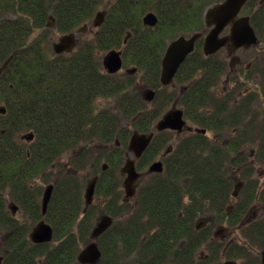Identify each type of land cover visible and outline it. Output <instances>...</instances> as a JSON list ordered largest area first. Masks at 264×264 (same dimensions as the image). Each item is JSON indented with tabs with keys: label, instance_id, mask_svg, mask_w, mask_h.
Instances as JSON below:
<instances>
[{
	"label": "trees",
	"instance_id": "trees-1",
	"mask_svg": "<svg viewBox=\"0 0 264 264\" xmlns=\"http://www.w3.org/2000/svg\"><path fill=\"white\" fill-rule=\"evenodd\" d=\"M103 1L0 0V65L10 57L0 73L1 264H81L77 253L97 222L94 204L84 211V189L93 177L101 213L112 217L95 239L101 252L95 264H211L222 246L206 242L210 226L195 231L207 215L239 228L243 242H231L226 257L260 264L264 212L250 222L243 219L250 207L264 208V182L252 175L264 167V64L260 71L251 65L258 86L245 93L248 76L236 80L248 69L225 76L226 51L206 56L200 39L172 83L162 85L167 42L204 25L202 3L190 7L185 0H110L92 38L59 54L45 44L50 14L54 29L67 33L89 21ZM243 9L262 38L264 7ZM149 11L158 18L152 27L142 21ZM6 12L15 16L6 19ZM114 48L135 74L105 70L101 53ZM137 73L155 91L151 102L131 90ZM108 97L115 98L116 109L99 106L98 100ZM176 97L192 130L155 131V121ZM133 131L154 135L135 161L142 175L125 201L120 167ZM29 133L33 137L27 140L23 136ZM64 155L70 156L56 165ZM157 156L162 170L146 172ZM55 166L43 216L44 188L37 182L49 183ZM42 218L52 226L53 238L32 243L29 231ZM202 247L207 257H197Z\"/></svg>",
	"mask_w": 264,
	"mask_h": 264
},
{
	"label": "water",
	"instance_id": "water-1",
	"mask_svg": "<svg viewBox=\"0 0 264 264\" xmlns=\"http://www.w3.org/2000/svg\"><path fill=\"white\" fill-rule=\"evenodd\" d=\"M247 0H224L218 5L208 7L205 11L204 18L207 26L210 27L206 33L202 50L205 55H211L216 53L222 47H228L231 52L236 51L239 48H249L258 43V38L255 34L253 27L250 24L249 17L247 15L238 16L242 6ZM103 11H98L95 14L94 24L99 26L103 21ZM143 24L148 26H154L157 22V17L153 12L146 13L143 18ZM55 19L52 15L48 17V26H53ZM229 26V32L221 35L223 30ZM202 36L201 32H195L189 36L180 35L175 39L168 42L165 51L161 58L160 69V83L162 85H169L179 68L184 62L186 57L194 50L195 42ZM75 33L70 32L63 34L59 37L58 41L54 42L52 48L55 53H62L71 51L75 46ZM8 60L0 67V73L7 65ZM122 55L121 50L111 49L102 59L103 67L108 73L113 74L118 72L122 67ZM135 69H130L134 71ZM154 96L152 89H146L143 93V97L146 101H151ZM5 113V108L0 107V114ZM154 128L157 131H163L166 129L175 130L181 132L184 129L190 130L191 128L186 124L184 119L182 108H170L165 111L155 122ZM154 131L139 132L133 131L129 137L127 149L131 153L128 156L122 166L120 167L123 178L124 200H128L135 194L136 181L140 177L141 173L136 170L135 161L138 159L148 144L150 143ZM25 139H32L31 133L23 136ZM105 168V166H104ZM148 172H160L162 170L161 160H154L148 166ZM97 177H93L86 185L84 190V203L85 209L92 203L95 184ZM241 183L235 185L233 196L237 195ZM53 191V183H48L43 190L41 198V213L44 216L46 214L47 206L50 201ZM13 213L16 210V206L10 205ZM231 207H228L230 210ZM112 223V217L109 214H102L98 218L96 224L90 232V242L85 244L77 253L76 259L81 264H95L101 255L100 249L95 239L103 233ZM198 227V225L196 226ZM53 238V228L44 219H40L29 231V239L33 243L50 242ZM2 257L0 256V264ZM260 262L264 264V249L260 253ZM221 264H236L234 260H227Z\"/></svg>",
	"mask_w": 264,
	"mask_h": 264
},
{
	"label": "rangeland",
	"instance_id": "rangeland-1",
	"mask_svg": "<svg viewBox=\"0 0 264 264\" xmlns=\"http://www.w3.org/2000/svg\"><path fill=\"white\" fill-rule=\"evenodd\" d=\"M110 0H104L103 3L98 6L97 11H105V6H107V2ZM256 3V2H255ZM242 14H246L245 11ZM15 15L10 13V12H6L3 17L4 18H13ZM97 27L94 24V17H92L89 21L85 22V23H81L77 28L74 29L75 31V41H84L86 39H90L92 38L96 32H97ZM49 31H48V35L47 37L44 39L45 40V44L53 51L52 49V45L54 42L58 41L59 37L64 34V33H60L58 31H56L54 29V26H50L48 27ZM259 35V34H258ZM260 39V47L258 46H253L252 48H248V49H239L236 52L229 54L227 49L223 48V52L222 54H224L225 58H226V63H227V72L225 73V76H228L232 73H236L238 75H240V72L243 70V68L248 69V73L245 75H242V79H237L236 82H241L244 80V77L248 76L247 81V85L245 87L244 90H242L243 92H247L249 91L250 94L254 93L256 90V86H258V84L256 83V85L254 84L255 82H257V79H255L256 74H253L252 72L254 71V69H251V65L256 66L258 69L261 70V67L263 68V64H264V35L261 37H259ZM76 47V45H75ZM74 49V48H73ZM108 52L107 51H103L101 53V60L103 59L104 55ZM255 62L257 63L255 65ZM131 66H127V65H123L121 67V69L118 71V73L120 75H124L126 74L128 71H130ZM251 70V73H250ZM136 70L130 72V74H135ZM253 74V75H252ZM227 79H225L224 84L227 85V87L231 88L233 87V83L228 84L227 83ZM151 87L145 85L142 80L140 79V74L137 73L136 74V79L134 84L131 87V90L136 91L140 96L143 97V93L145 92L146 89H149ZM224 88H226V86H224ZM153 89V88H152ZM241 93V91L239 92ZM148 102V101H147ZM252 102V101H251ZM98 104L99 106H109L110 108H114L116 109V102H115V98L114 97H108V98H100L98 100ZM252 104H254V101L252 102ZM151 107V106H150ZM180 108V102H179V98L176 97L174 98V100L171 102V104L168 106V109L170 108ZM186 124L191 128L192 127L190 125H192L191 123H189L186 120ZM75 154V153H74ZM70 155H64L62 157H60V159L57 160V162L55 163L56 165L60 164L63 161H66L69 158ZM160 156H157L154 160L159 159ZM57 171V166H55L54 172L51 174H48V176H50L48 182H52V180L56 177L55 172ZM252 175L255 176V178H259L260 182H264V167H257L255 169V171L253 170ZM90 176H92V173H90ZM39 185H41L43 188H45V186L48 183H44L42 180L37 182ZM242 184V183H241ZM233 189H235V187H233ZM92 204L95 205L96 210H95V220L97 221L98 218L100 217L101 213V209L99 206V200L97 199L95 193L93 196V200H92ZM233 205V203H232ZM99 206V207H98ZM232 209V207H231ZM230 209V210H231ZM229 210V211H230ZM16 211V210H15ZM264 212V208H262V206L260 204H256L255 206H253L252 208L250 207V209L248 210L247 214L245 215L244 219H243V223L246 222H250L251 220H253L254 218H257L259 216H261V214ZM203 222V224H200L199 227H202L204 225H208L210 226L209 230L210 231H214V230H220L223 229L222 233L226 234V239H224V241H219L217 238L214 240V242L216 244L220 243L221 246H224V243H228V241L230 239H235V241H239V242H243V238L240 235V231L238 226H231L228 225L224 222H218L216 220L213 219L212 215H207L204 216L201 219ZM208 229V228H206ZM237 229V230H236ZM220 235V234H218ZM91 240H89L88 242H90ZM209 239L206 241L208 242ZM87 242V243H88ZM85 243V244H87ZM81 245L80 249L85 245ZM219 244V245H220ZM221 247V248H222ZM204 251V252H202ZM205 254H207V250L205 247H202L201 249L197 250V257H202ZM251 254L254 256L256 254L255 249L253 248V250H251ZM222 257H219V259H221ZM222 260V259H221ZM239 263L241 264V261L239 260Z\"/></svg>",
	"mask_w": 264,
	"mask_h": 264
},
{
	"label": "flooded vegetation",
	"instance_id": "flooded-vegetation-1",
	"mask_svg": "<svg viewBox=\"0 0 264 264\" xmlns=\"http://www.w3.org/2000/svg\"><path fill=\"white\" fill-rule=\"evenodd\" d=\"M186 1V3L187 4H189L190 5V7H196L197 6V3H202V7H204V9H203V11H202V20H203V28L201 29V30H198V31H195V32H201L202 33V36L200 37V38H198L197 39V41L198 40H202V44H203V40H204V37H205V35H206V33L209 31V29H210V27L209 26H207L206 25V23H205V18H204V14H205V11H206V9L208 8V7H213V6H215V5H218V4H220L221 2H223L224 0H185ZM251 0H247L246 2H245V4L242 6V9L240 10V13H239V15L238 16H244V15H247L248 17H249V21H250V24L253 26V28H254V30H255V33H256V35H257V37H258V44H257V46L259 47V48H261L260 47V39H259V35H258V33H257V31H256V29H255V27H254V25L252 24V22H251V20H250V15H248L247 13H246V11H245V13L246 14H242L243 12H244V7H264V0H254V1H252L249 5H247L249 2H250ZM256 2V3H255ZM99 11V10H98ZM149 12H152V11H149ZM148 13V12H147ZM154 13V12H153ZM96 14V13H95ZM95 14H94V16L93 17H95ZM105 14H106V12H104V15H103V20H104V18H105ZM155 14V13H154ZM156 15V14H155ZM157 17V16H156ZM143 21V20H142ZM157 21H158V18H157ZM157 23V22H156ZM148 26V25H147ZM152 27V26H151ZM229 26H227L224 30H223V32L221 33V35H224V34H227L228 32H229ZM195 32H192V33H189V34H187V35H184V36H189V35H191V34H193V33H195ZM180 36V35H179ZM178 37V36H177ZM176 38V37H175ZM175 38H173V39H175ZM172 39V40H173ZM171 41V40H170ZM170 41H168V42H170ZM196 41V42H197ZM168 42H167V44H168ZM196 42H195V44H196ZM166 44V45H167ZM165 48H166V46H165ZM195 48V47H194ZM226 49H228V47L226 46L225 47ZM252 48V47H251ZM165 51V50H164ZM203 51V50H202ZM236 52V51H235ZM192 53V52H191ZM228 53L229 54H232V53H234V52H231L229 49H228ZM10 59V57H8L1 65H0V67L2 66V65H4V63L7 61V60H9ZM258 71H260V69H258ZM129 72V71H128ZM250 73H251V70H250ZM253 75V74H252ZM153 98H154V96H153ZM153 98H152V100H153ZM151 100V101H152ZM12 212H13V210H12ZM203 222L204 221H200L198 224L200 225V224H203ZM199 225H198V227H195V231H205L206 229H202L201 227H199ZM237 230V229H236ZM207 231V230H206ZM222 231H223V229H220V230H214L213 232L211 231V235H210V237L208 238L209 239V241H214L216 238L221 242V241H224V239H226V234H224V233H222ZM218 234H220V235H218ZM28 237H29V234H28ZM233 241H235V239H230L229 241H228V243H224V246L222 247V249H221V256L220 257H222L221 259H218V260H216L215 262H213V263H211V264H221V263H223V262H225V261H227V260H234V259H231V258H228V257H226L225 256V254H224V252H225V250H226V248L228 247V245L231 243V242H233ZM220 243H218V245H219ZM202 252H204V251H202ZM208 253H209V251H208ZM208 253L207 254H205L204 256H202V257H207L208 256ZM251 256H253L252 254H251ZM235 262H236V264H240L239 263V261L238 260H234Z\"/></svg>",
	"mask_w": 264,
	"mask_h": 264
}]
</instances>
